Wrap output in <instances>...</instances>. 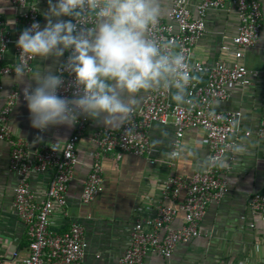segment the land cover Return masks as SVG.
I'll return each mask as SVG.
<instances>
[{
	"label": "built area",
	"instance_id": "obj_1",
	"mask_svg": "<svg viewBox=\"0 0 264 264\" xmlns=\"http://www.w3.org/2000/svg\"><path fill=\"white\" fill-rule=\"evenodd\" d=\"M6 1L14 11L16 25L10 32L0 12V78L4 74H15V65L20 62L16 41L23 29L39 22L35 0ZM225 6H230L237 16L236 32L230 37L237 49L233 51V59L229 62L217 59L210 65L191 60L193 45L204 31L206 11ZM69 18L77 24L78 30L93 28L98 21L96 13L87 6L80 17ZM260 19V0H201L194 6V14L184 0H171L167 20L159 18L149 28L146 38L156 42L162 52L184 56L190 79L181 103L170 104L164 86L151 89L140 105L133 106V112L114 129L96 127L85 134L88 119L80 117L58 151H53L56 147L53 143L29 147L22 139L10 137L6 123L8 114L16 98L24 99L23 93L10 89L0 106V141H6L9 146L7 169L18 175L10 202L17 220L23 225L27 251L23 257L17 256L16 249L0 255V264H80L85 246L82 227L69 221L64 229L55 231L48 223V217L54 211L68 216L66 190L77 163V143L83 137L92 147L91 162L79 194V201L87 203L102 189L101 159L104 156L110 154L117 160L126 152L143 156L148 163L154 162L147 136V128L152 122H170L174 127L169 158L177 155L184 129H200L207 151L205 165L188 176H166L160 187V200L152 214L133 219L126 245L115 264H143L147 255L158 256L163 264H171L169 260L174 247L186 244L200 234L198 224L207 205L228 192L225 172L236 158L239 133L244 137L250 135V131L240 129V111L216 110L212 103L226 98L227 86L233 83L246 85L256 74L241 62L240 49L254 45ZM9 46L12 60L6 63L5 53ZM69 55L70 50L65 52L54 74L61 75L64 80L58 94L71 98L78 89L74 74L63 68ZM31 62V58L25 61V74L31 70ZM197 73L205 74L204 82L198 83ZM254 136L264 138V111ZM44 170H50L51 175L38 198L30 188L29 176ZM180 193L181 201L176 204L174 201ZM246 205L264 223V194L252 192ZM176 218L179 219L178 226L173 225Z\"/></svg>",
	"mask_w": 264,
	"mask_h": 264
},
{
	"label": "crops",
	"instance_id": "obj_2",
	"mask_svg": "<svg viewBox=\"0 0 264 264\" xmlns=\"http://www.w3.org/2000/svg\"><path fill=\"white\" fill-rule=\"evenodd\" d=\"M184 1L194 14V6L201 0ZM35 4L39 23L43 27L46 24L43 13L48 8L47 0H35ZM170 4L171 0H160L161 19L167 20ZM0 12L5 27L13 31L16 25L14 11L6 0H0ZM260 12L256 42L251 47L240 49L241 62L256 74L250 77L246 85L233 83L227 86L226 98L212 103L216 110L240 111V129L250 131V135L244 137L239 133L236 158L225 172L228 192L220 200L207 205L198 224L200 234L190 242L174 247L169 260L171 264H264V223L246 205L252 192L264 194V138L257 139L254 136L264 111V0H260ZM203 20L204 31L194 43L190 59L206 65L217 59L231 61L233 51L237 50L230 41L237 28L234 10L230 6L208 9ZM221 46L226 48L222 49ZM62 59L63 56L48 60L32 59L31 70L25 74L24 83L30 82L35 87L31 76L37 71L54 74ZM5 60L6 63L12 60L11 46L6 50ZM196 76L198 83L204 82V73H197ZM0 82V106L10 89L23 93V85L15 82V74L2 75ZM166 89L170 104L181 103L185 88L183 93L174 86ZM149 91L137 94L133 106L140 105ZM177 94L182 96L178 101L173 99ZM29 117L25 100L16 98L6 123L10 137L22 139L29 147L54 144L57 138L65 141L72 131V127L59 126L40 132L31 127ZM118 124H104L88 119L85 134L96 127L114 129ZM147 136L150 157L154 162L148 163L145 157L126 152L117 160L110 154L104 156L101 159L102 189L87 203L79 201V194L91 162L92 147L83 137L77 143V163L66 190L68 216L64 217L54 211L48 217V223L49 228L55 231L64 229L69 221L82 227L85 246L80 264H115L126 245L133 219L152 214L155 204L160 200V187L166 176H188L205 165L207 151L200 129H184L178 153L171 158L169 153L174 140V127L170 122H152L147 128ZM8 153L7 142L0 141V255L16 249L17 256L23 257L27 251V240L23 225L17 220L10 202L12 187L18 175L7 169ZM50 175V170H44L29 176L30 188L38 198ZM181 198L182 193L174 203H179ZM180 216L179 212L178 218ZM178 218L173 221L174 226L179 225ZM143 264H163V260L155 255H147Z\"/></svg>",
	"mask_w": 264,
	"mask_h": 264
},
{
	"label": "clouds",
	"instance_id": "obj_3",
	"mask_svg": "<svg viewBox=\"0 0 264 264\" xmlns=\"http://www.w3.org/2000/svg\"><path fill=\"white\" fill-rule=\"evenodd\" d=\"M46 24L36 21L22 30L16 46L20 62L15 82L23 85V97L31 127L45 132L51 127H72L80 117L115 124L133 112L137 94L160 86L176 87L183 93L190 75L185 58L165 53L146 38L162 15L160 0H47ZM87 8L98 22L79 29L71 19ZM70 50L64 70L74 74L78 92L60 96L61 75L37 71L31 76L35 87L24 83L25 61L58 59ZM174 82V83H173ZM127 98H125V95ZM177 94L174 100H180ZM42 139V137H38ZM64 142L57 138L53 151Z\"/></svg>",
	"mask_w": 264,
	"mask_h": 264
}]
</instances>
